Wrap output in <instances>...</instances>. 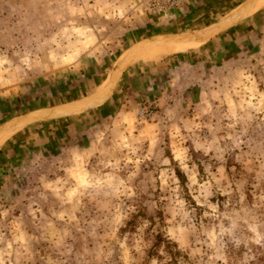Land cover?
<instances>
[{
	"label": "rangeland",
	"instance_id": "rangeland-1",
	"mask_svg": "<svg viewBox=\"0 0 264 264\" xmlns=\"http://www.w3.org/2000/svg\"><path fill=\"white\" fill-rule=\"evenodd\" d=\"M162 1L0 0V264H264V0Z\"/></svg>",
	"mask_w": 264,
	"mask_h": 264
},
{
	"label": "bare ground",
	"instance_id": "bare-ground-1",
	"mask_svg": "<svg viewBox=\"0 0 264 264\" xmlns=\"http://www.w3.org/2000/svg\"><path fill=\"white\" fill-rule=\"evenodd\" d=\"M258 0H254L253 3L257 2ZM184 40V38H171L169 40ZM190 39V38H189ZM195 38L190 39L189 41H195ZM185 41V40H184ZM179 42V41H177ZM171 42V41H156L150 44H145L144 46H140L135 53L134 58L136 59H150L160 54H167V53H177V52H184L188 49L196 46L195 43H188V42ZM114 74V73H113ZM107 81V80H106ZM107 83V82H106ZM12 129H5L0 131V145L12 134Z\"/></svg>",
	"mask_w": 264,
	"mask_h": 264
},
{
	"label": "crops",
	"instance_id": "crops-1",
	"mask_svg": "<svg viewBox=\"0 0 264 264\" xmlns=\"http://www.w3.org/2000/svg\"><path fill=\"white\" fill-rule=\"evenodd\" d=\"M213 1L214 0H206V3L207 4H209V5H211L212 3H213ZM216 1V3H217V5H218V8L220 9H225L226 8V0H215ZM245 1V0H244ZM243 1V2H244ZM253 1L254 0H248V3H253ZM243 2L241 3V4H243ZM198 4V3H197ZM238 5H240L239 3L238 4H234L233 6H232V8H230V9H235ZM232 10H230L228 13H230ZM204 37L203 36H201V39H203ZM177 42V41H176ZM180 42H188V43H193V42H190V41H179V42H177V43H180ZM163 55V54H162ZM161 56V55H160ZM159 57V56H158ZM138 61H142V60H138V59H132V60H129L128 62H129V66H127L126 64L119 70V72H118V74L121 72V70L122 71H124L125 69L126 70H128V71H135V72H138V70H142V67L141 66H139V65H136V62L138 63ZM113 67H114V65H113ZM113 67L109 70V71H111L112 69H113ZM92 72H91V74L94 76V81L96 82L97 80L96 79H100V81L98 82V84H96V86H95V88L94 89H96L97 91H96V93H95V96H94V98L95 99H89V100H91V101H93L94 100V102H93V105H90L89 107H87V108H85V109H92V108H94V109H96V108H98L97 110H105L106 108H107V106H108V103H106L107 101H108V99L109 98H102L103 96H104V91H100V90H98L97 88L99 87V89H100V87L102 86V84H103V82L105 81V79L107 78V74H106V76H105V78H101V76H99V75H96V74H99L98 72H99V70L94 66V68L91 70ZM107 73V72H106ZM123 73V72H122ZM117 74V75H118ZM96 75V76H95ZM100 77V78H99ZM99 98H101L100 100H99V102L98 101H95V100H98ZM83 99V98H82ZM78 100H81V99H77V101ZM56 107H54L53 109H55ZM52 109V110H53ZM52 110H49V111H52ZM43 111H48V110H46V109H42V110H40V111H38L37 113H35V114H39V112L41 113V112H43Z\"/></svg>",
	"mask_w": 264,
	"mask_h": 264
},
{
	"label": "built area",
	"instance_id": "built-area-1",
	"mask_svg": "<svg viewBox=\"0 0 264 264\" xmlns=\"http://www.w3.org/2000/svg\"><path fill=\"white\" fill-rule=\"evenodd\" d=\"M190 4V0H180V1H176V0H163L161 3H157V4H151L150 2V7L151 5L153 6V10L154 12L157 13H166V12H174V11H181L186 7H188ZM150 10V9H149Z\"/></svg>",
	"mask_w": 264,
	"mask_h": 264
},
{
	"label": "water",
	"instance_id": "water-1",
	"mask_svg": "<svg viewBox=\"0 0 264 264\" xmlns=\"http://www.w3.org/2000/svg\"><path fill=\"white\" fill-rule=\"evenodd\" d=\"M32 116H34V114H29V115H28V117H32Z\"/></svg>",
	"mask_w": 264,
	"mask_h": 264
}]
</instances>
